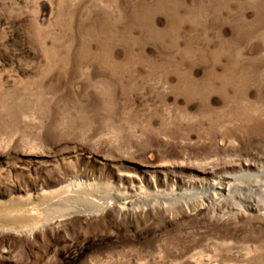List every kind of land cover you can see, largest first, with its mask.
I'll return each mask as SVG.
<instances>
[{
    "label": "rangeland",
    "instance_id": "rangeland-1",
    "mask_svg": "<svg viewBox=\"0 0 264 264\" xmlns=\"http://www.w3.org/2000/svg\"><path fill=\"white\" fill-rule=\"evenodd\" d=\"M0 264H264V0H0Z\"/></svg>",
    "mask_w": 264,
    "mask_h": 264
},
{
    "label": "bare ground",
    "instance_id": "bare-ground-1",
    "mask_svg": "<svg viewBox=\"0 0 264 264\" xmlns=\"http://www.w3.org/2000/svg\"><path fill=\"white\" fill-rule=\"evenodd\" d=\"M163 10V9H162ZM163 32V31H162ZM161 32V33H162ZM159 35V34H158ZM162 36V35H159ZM100 53V52H99ZM101 56V55H100ZM98 56V57H100ZM107 56V55H103ZM95 57V56H94ZM129 57V54H128ZM93 58V57H92ZM95 59V58H93ZM98 59V58H97ZM107 60V59H106ZM111 60V59H108ZM111 62V61H110ZM100 63V62H99ZM113 63V62H112ZM111 63V64H112ZM114 67V66H113ZM112 67V68H113ZM113 70V69H112ZM123 70V69H122ZM119 71V70H118ZM120 72V71H119ZM118 74V73H117ZM229 178V177H228ZM227 179H224V181ZM230 182H220V181H213V192L209 193L211 197L214 199H217L219 196L225 193V191H230ZM79 187V186H78ZM76 188V187H75ZM69 189V188H68ZM74 189V186H71V190ZM83 189V188H82ZM239 189V188H237ZM81 190V189H80ZM143 187L142 185L138 184H132L131 186H126V187H120L118 188L116 194H115V199L117 200V205L109 206L110 209L116 210L118 213H128L132 210L133 207V199L136 201L139 199L141 200L143 197ZM115 192V191H114ZM175 195V192L173 193ZM76 195V194H75ZM55 200V199H54ZM53 200V201H54ZM109 202V201H108ZM108 206V205H107ZM63 217V216H61Z\"/></svg>",
    "mask_w": 264,
    "mask_h": 264
}]
</instances>
